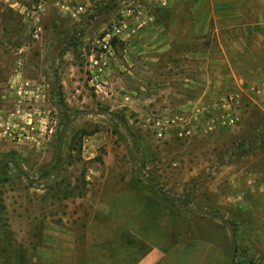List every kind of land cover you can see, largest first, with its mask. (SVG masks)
<instances>
[{"label":"rangeland","instance_id":"obj_1","mask_svg":"<svg viewBox=\"0 0 264 264\" xmlns=\"http://www.w3.org/2000/svg\"><path fill=\"white\" fill-rule=\"evenodd\" d=\"M170 2L0 0V264H96L131 171L178 240L264 264V0Z\"/></svg>","mask_w":264,"mask_h":264},{"label":"crops","instance_id":"obj_2","mask_svg":"<svg viewBox=\"0 0 264 264\" xmlns=\"http://www.w3.org/2000/svg\"><path fill=\"white\" fill-rule=\"evenodd\" d=\"M115 173L118 175L120 171ZM89 175L87 179L92 177L93 181L105 184L106 175L92 170ZM52 177L49 174L45 180ZM143 180L140 172L118 175L120 187L106 195L99 192L91 201L85 240L93 261L96 264H221L223 252L217 253L207 245L193 249L191 244L184 243L183 237L178 240L170 215L152 195L146 194ZM80 192L82 209L83 189ZM82 259L83 264H90L86 256Z\"/></svg>","mask_w":264,"mask_h":264},{"label":"built area","instance_id":"obj_3","mask_svg":"<svg viewBox=\"0 0 264 264\" xmlns=\"http://www.w3.org/2000/svg\"><path fill=\"white\" fill-rule=\"evenodd\" d=\"M170 1L171 0H159V5L162 7H166L167 5H169L171 3ZM85 152L89 153L90 152L89 148H86Z\"/></svg>","mask_w":264,"mask_h":264}]
</instances>
